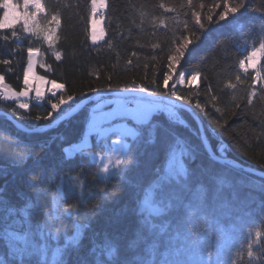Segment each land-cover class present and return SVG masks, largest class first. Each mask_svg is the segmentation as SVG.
Instances as JSON below:
<instances>
[{
  "label": "trees",
  "instance_id": "obj_1",
  "mask_svg": "<svg viewBox=\"0 0 264 264\" xmlns=\"http://www.w3.org/2000/svg\"><path fill=\"white\" fill-rule=\"evenodd\" d=\"M41 3L44 11L37 16L38 34L31 27L25 31L22 22L0 29V60L11 61L0 64V75L12 89L24 87L31 47L39 51L37 76L63 83L77 101L92 95L90 88L141 86L154 91L153 78L161 84V76L168 71L167 55L188 37L192 43L176 65L177 74L161 91H169L183 72L184 85L175 84L178 93L204 106L208 115H198L213 150L239 164L213 159L187 111L173 110L178 118L158 111L147 122L128 119L138 136L130 139L120 166L123 171H114L104 180L93 173L90 152L109 150L111 135L100 140L92 136L91 145L70 150L72 143L83 139L92 104L52 128L34 133L0 114L3 146L8 151L16 145L27 146L30 153L22 163L0 155V264H137L141 257L149 264H165L186 259L185 249L200 245L207 235L200 227L204 219L213 251L223 232L221 259L229 250L233 255L241 250L243 264H248L247 244L255 238L256 228L264 232V177L244 167L264 170V79L257 83V71L250 67L243 71L239 61L254 45L259 46L257 36L264 35L259 28L261 13L252 10L258 0H252V7L242 10V15L236 14L239 18L235 21L231 16L218 21L222 0H193L192 6L187 0H107L106 36L98 44L90 41L91 0ZM161 3L176 11H165L159 7ZM217 3L220 7H215ZM210 8L211 24L205 19ZM194 12L200 13L203 29L195 24ZM52 15L57 16L59 25L47 23ZM46 27L55 29L52 47L43 39ZM13 31L16 36L11 35ZM55 51L61 53L59 60ZM258 71L264 77V55ZM196 72L197 83L189 84ZM253 87L256 95L249 104ZM49 98L47 94L41 100H31L29 109L18 110L19 114L13 109H18L20 102L0 99V111L25 128L45 125L61 116L53 113L48 120L34 119L50 111ZM65 106L61 111L71 108ZM20 114L29 119H20ZM173 155L174 159L170 158ZM173 164L175 171L170 177L167 173ZM169 180L173 181L171 190L163 195L162 182ZM197 204L203 213L193 215ZM46 227L50 231H42ZM261 245L264 236L253 247L258 255ZM18 246L38 249L40 255L22 261L14 256ZM252 264H264V255L252 258Z\"/></svg>",
  "mask_w": 264,
  "mask_h": 264
},
{
  "label": "snow or ice",
  "instance_id": "obj_2",
  "mask_svg": "<svg viewBox=\"0 0 264 264\" xmlns=\"http://www.w3.org/2000/svg\"><path fill=\"white\" fill-rule=\"evenodd\" d=\"M223 2V10L218 13V21H224L228 17H232V20L235 21L239 17L236 14H243L242 10L248 11L249 8L252 7V0H222ZM187 5L192 6L193 0H187ZM105 0H91V14H92V26H93V32L91 35V38L93 41L96 40V33H95V15L97 12H99L101 9L105 8ZM160 8H163L165 11L168 12H174L176 11L175 8H169L164 3H161L159 5ZM200 8H204V4L199 5ZM215 7H220V4H215ZM0 10H2V15H0V29H6L13 27L14 23L22 22L23 29L25 31H28L29 28L33 30V32H37V30L40 28L38 22H37V16L44 11V8L42 7L41 0H0ZM253 11L257 13H261V23L259 25V28L261 30V33H264V0H258V6L252 9ZM195 24L199 26L200 29H203L205 27V23L201 21V16L199 12L193 13ZM206 21L207 23L211 24L213 23V12L212 9H209L208 14L206 15ZM52 21H55L57 25H59V20L57 19L56 15L51 16V20H49L47 23L51 25ZM217 21V22H218ZM185 27H187V24H185ZM255 31V27L251 30ZM44 36L43 39L47 42L49 47H52L54 43V36H55V29L51 27H46L43 29ZM38 34V32H37ZM12 36H16V32L13 31L11 33ZM4 40L8 39V36L3 37ZM257 39L259 41V46L256 47L255 45L252 47L251 51L248 52V54L239 61L240 68L247 72L249 66H252L255 68L257 63L258 54L264 55V35H258ZM192 41L188 37H183L180 41V43L167 55L166 61H167V73L163 74L161 76L162 83L157 84L155 78L151 81L152 85L154 86V91H149L148 87H133V88H126L121 90L120 88L112 89L111 86H109L107 89L102 88H90L89 91L96 97L97 104L96 109L93 111L104 108L109 101L107 100V97L112 96L114 93L120 97L124 103L125 106H127L131 116L133 119L137 120L138 123H142L144 121L149 120V117L152 115L153 112L158 111H167L169 113L174 114L173 110H187L191 108L193 112H204L205 115H208L207 112H205L204 106L197 101L195 104H193L192 100L185 96L178 93L175 84L184 85L185 83V74L183 72L178 73L177 80L175 81L174 85L169 91H161L162 88L167 89L169 87V81L173 79V75L177 74L176 65L179 64L180 60L184 57L185 51L188 49L189 44H191ZM153 48H159L158 44H153ZM38 51V50H37ZM37 51H34L33 48L29 47L28 52V59H27V68L26 71L23 74V90L20 92H14L10 88L4 86L2 83H0V93H3L5 98L8 97H28L30 90H32V85L29 81V76L33 73L34 66L37 62ZM55 57L57 60L61 58V53L59 51H55ZM133 56L136 55V53L132 54ZM11 61L4 59L0 60V64L9 65ZM129 65L132 64V61H128ZM43 67V65H42ZM155 76V73L153 74ZM199 76V73H193L190 76V79L188 80V83L191 84L193 81H196ZM111 79V77H109ZM264 79V77L261 76V73L257 71L256 76L254 77V80L260 81ZM40 83H46L50 85L48 88V92L50 93V98L48 100V104L50 105V111L47 112V114L43 117L36 116L34 119L36 121H39L41 118L44 120H48L50 117H52L53 113H60L61 115L63 112H66L68 109L65 108L63 111H61L62 106L67 105L68 107H71L74 103H82L83 101H77L76 97L72 94H68L65 90V85L63 83H58L56 79L51 80H45L43 77L39 78ZM236 80H240V76H236ZM3 81V77L0 76V82ZM232 88H235V84L229 85ZM35 96L37 99L43 98V92L41 91L40 87L35 88ZM59 93V95H58ZM83 95V94H81ZM256 95L255 88L253 87L251 93L248 96L247 102L250 104L252 102V97ZM91 96L85 97V99L91 100ZM238 106V105H237ZM29 109V103H20L18 105V109H13L14 113H18V110H26ZM219 111V109H217ZM19 114V113H18ZM106 117H110L111 119H118L121 118L119 113L116 109H112L109 112L103 113ZM223 115V113H222ZM126 118V117H125ZM20 119H29L27 115L20 114ZM41 129L37 125H33L31 129H29L30 132H39ZM138 136V133L136 134ZM41 148H43V145H41ZM131 152V150H129ZM170 158L174 159V155ZM109 163H113L112 161H109ZM124 163V160L120 157L116 158L114 161L115 164V172L119 174L120 171H123V169L120 168V166ZM104 171L107 172L108 168L105 167ZM175 171V164H173L169 170L167 175L170 177L173 176V173ZM173 181H163L162 182V194L168 195L169 191L171 190ZM68 186L71 187V177H68ZM193 215L196 213H203L202 207L197 204L193 206ZM9 215H12L13 213L9 211ZM75 214V213H74ZM47 223V222H45ZM207 223V219H204L201 223V230L204 233H207L205 235L204 240L200 242V245L193 248H186L185 254L186 259H173L171 261H165V264H243L244 261V252L241 250H237L235 254L233 255L231 250H229L228 254L224 257V259H221L222 250H221V242L224 239V233L221 232L219 236H217V245L215 247V251H213V246L208 243V238L211 235L210 231L208 229H205L203 225ZM53 227H55L53 225ZM42 231H50L47 227L45 229H42ZM200 233H198L199 235ZM249 235H253V233L250 231ZM264 236V232L260 230V228H256L254 232V239L251 240L247 244V250L246 255L249 259L248 264H252V258H259V255H264V245L260 246V253L258 255L257 252L253 251V247L255 244L259 243L260 238ZM7 238V237H6ZM40 255V252L38 249H33L28 246H18L16 252L14 253V256H19L21 260H26L33 256ZM137 264H149L148 260L141 257Z\"/></svg>",
  "mask_w": 264,
  "mask_h": 264
},
{
  "label": "rangeland",
  "instance_id": "obj_3",
  "mask_svg": "<svg viewBox=\"0 0 264 264\" xmlns=\"http://www.w3.org/2000/svg\"><path fill=\"white\" fill-rule=\"evenodd\" d=\"M105 4H106L105 8H107V0H105ZM95 21H96V24H95L94 30L96 33V40L93 41L91 38V35L93 32V26L91 22L90 41L93 44H98L102 42L106 36L105 16H100L99 12H97L95 15ZM38 53L39 51H37V56H38ZM262 57L263 55L258 54L257 63H256L255 68H253L252 66H249V67L253 70L258 71V67H259ZM256 82L258 83L259 81H256ZM1 83L3 84L4 82L2 81ZM194 83H197V80ZM12 91L20 92L19 90H16V89H12ZM15 98L17 97H8L5 99L10 100V99H15ZM0 99H1V96H0ZM112 99H113V104L111 106L110 111L112 109H116L121 118L111 119L110 117H108L109 123L105 126L106 131H102L101 134L97 136L98 137L97 139L100 140L104 136L109 137L111 135L110 140L109 141L107 140V146L109 147V150H107L105 153H99V152H94V151L90 152V161H91V167H92L93 173L97 174L99 177H101L104 180H107L114 173L115 159L120 157L124 160L128 147L130 146L129 138L134 137L135 134L137 133L135 125L130 123L128 119H132L134 122L138 123L137 120L132 118L127 106L124 105L120 97H113ZM96 104L97 103H95L93 107L96 106ZM151 116L149 117V119L151 118ZM147 121H144V122H147ZM119 135H122L123 137L121 138L119 137ZM91 142H92V136L86 135L80 142L77 143L76 148L77 150H83L85 147L90 145L89 143ZM70 146L72 147L70 150L74 149L75 147L74 144H71ZM8 150L9 149L3 146L2 142L0 141V155H2L6 160H9L14 163H17V162L22 163L30 155L27 146H23V145H16L14 149H12L11 151H8ZM109 161H112L113 163H109ZM105 167L108 168L107 172L104 171ZM102 187H99L98 189H101Z\"/></svg>",
  "mask_w": 264,
  "mask_h": 264
},
{
  "label": "water",
  "instance_id": "obj_4",
  "mask_svg": "<svg viewBox=\"0 0 264 264\" xmlns=\"http://www.w3.org/2000/svg\"><path fill=\"white\" fill-rule=\"evenodd\" d=\"M92 98L91 100L89 99H83L81 101H83L82 103H76L72 108H70L68 111H66L65 113H63L60 117H58L56 120L52 121L51 123L45 124V125H40V131L39 132H43L49 128H52L53 126L57 125L58 123H60L61 121L72 117L75 113L79 112L81 109H83L85 106L90 105L94 100H96V97L94 95H90ZM89 97V96H88ZM110 97H118L115 93L110 96ZM187 111L192 118L196 121L198 128L200 130L201 136H202V140L203 143L205 145V148L207 149L208 153L213 157V159L217 160V161H224L227 163H233V164H239L236 160H234L233 158H229V157H220L219 155H217V153L213 150L212 146L210 145L209 142V138L208 135L206 133L205 130V126L204 123L201 119V117L198 115L197 112H193V110L191 108L185 110ZM0 114H3L5 116H7L14 125H16L17 127L30 132L29 129L31 128H25L19 121H17V119H15L12 115H9L6 112L0 111ZM30 133H34V132H30ZM246 169L252 171L253 173L259 175L260 177H264V170H260L257 169L255 167L252 166H245Z\"/></svg>",
  "mask_w": 264,
  "mask_h": 264
},
{
  "label": "crops",
  "instance_id": "obj_5",
  "mask_svg": "<svg viewBox=\"0 0 264 264\" xmlns=\"http://www.w3.org/2000/svg\"><path fill=\"white\" fill-rule=\"evenodd\" d=\"M1 76V75H0ZM41 76H37V70H36V65L34 67V70H33V73L29 76V81H30V84L32 85V90H30L29 92V96L28 97H17L15 99H10L8 101H17V102H20V103H29L31 100H41V99H37L36 96H35V88L36 87H40L41 88V91L43 92V97L46 96L47 94H50L48 92V88L50 87V85L46 84V83H40V78ZM44 78V77H43ZM45 80H47L46 78H44ZM4 81V80H3ZM1 83V82H0ZM23 90V89H22ZM21 90V91H22ZM96 107H92V109L94 110ZM136 135V134H135ZM91 144V143H89ZM89 146V145H88Z\"/></svg>",
  "mask_w": 264,
  "mask_h": 264
},
{
  "label": "built area",
  "instance_id": "obj_6",
  "mask_svg": "<svg viewBox=\"0 0 264 264\" xmlns=\"http://www.w3.org/2000/svg\"><path fill=\"white\" fill-rule=\"evenodd\" d=\"M3 85L11 89V86L9 83L4 82ZM0 96H1V99H4L3 93H0ZM109 103H110V101H109ZM103 113H105V111H101V112L97 113L96 115H93L87 124V128L92 127L93 128L92 131L99 130V124L104 122L106 119V116ZM172 116H174V114Z\"/></svg>",
  "mask_w": 264,
  "mask_h": 264
},
{
  "label": "bare ground",
  "instance_id": "obj_7",
  "mask_svg": "<svg viewBox=\"0 0 264 264\" xmlns=\"http://www.w3.org/2000/svg\"><path fill=\"white\" fill-rule=\"evenodd\" d=\"M106 14H107V11L105 12V16H106ZM36 60H38V56H37V58H36ZM37 63V62H36ZM36 65V64H35ZM35 67V66H34ZM92 127H88V128H86L85 130H86V132H89L90 134H93L94 136H96V138H98L97 136H99L100 135V132H99V130H97V131H92ZM103 138H108V137H103ZM76 149V148H75ZM74 149V150H75ZM236 165H238V164H236ZM245 167V166H244ZM246 168V167H245ZM248 170V169H247Z\"/></svg>",
  "mask_w": 264,
  "mask_h": 264
}]
</instances>
